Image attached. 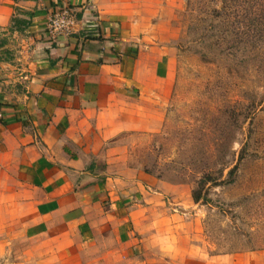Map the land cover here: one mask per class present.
<instances>
[{
	"label": "crops",
	"instance_id": "0c3cea01",
	"mask_svg": "<svg viewBox=\"0 0 264 264\" xmlns=\"http://www.w3.org/2000/svg\"><path fill=\"white\" fill-rule=\"evenodd\" d=\"M149 4L0 0V264H264V250L210 254L198 204L138 160L176 82ZM60 7L78 23L54 40Z\"/></svg>",
	"mask_w": 264,
	"mask_h": 264
},
{
	"label": "rangeland",
	"instance_id": "374dc122",
	"mask_svg": "<svg viewBox=\"0 0 264 264\" xmlns=\"http://www.w3.org/2000/svg\"><path fill=\"white\" fill-rule=\"evenodd\" d=\"M149 2L148 41L175 50L176 82L165 125L138 160L182 185V202L211 175L209 202L183 203L210 254L264 250V0Z\"/></svg>",
	"mask_w": 264,
	"mask_h": 264
},
{
	"label": "built area",
	"instance_id": "2783aa9c",
	"mask_svg": "<svg viewBox=\"0 0 264 264\" xmlns=\"http://www.w3.org/2000/svg\"><path fill=\"white\" fill-rule=\"evenodd\" d=\"M77 23L75 11L70 7H60L49 16L46 27L47 33L54 40H58L60 37H70L74 35Z\"/></svg>",
	"mask_w": 264,
	"mask_h": 264
},
{
	"label": "trees",
	"instance_id": "16d2710c",
	"mask_svg": "<svg viewBox=\"0 0 264 264\" xmlns=\"http://www.w3.org/2000/svg\"><path fill=\"white\" fill-rule=\"evenodd\" d=\"M5 43L4 40H2L0 42V46H2ZM238 170V166H235L231 171L230 174L233 175L234 173H236V171ZM211 179V175H204L198 182V186L193 189L192 191V197L193 200L195 201V203H208L209 199L206 196V194H203V190H204V186H206V184H208V182H210Z\"/></svg>",
	"mask_w": 264,
	"mask_h": 264
}]
</instances>
